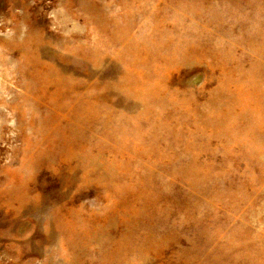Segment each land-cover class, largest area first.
<instances>
[{
    "label": "rangeland",
    "instance_id": "obj_1",
    "mask_svg": "<svg viewBox=\"0 0 264 264\" xmlns=\"http://www.w3.org/2000/svg\"><path fill=\"white\" fill-rule=\"evenodd\" d=\"M0 264H264V0H0Z\"/></svg>",
    "mask_w": 264,
    "mask_h": 264
}]
</instances>
